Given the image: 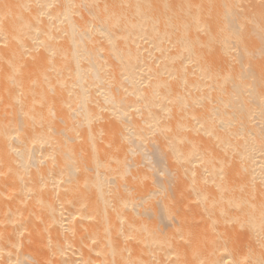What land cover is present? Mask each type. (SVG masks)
<instances>
[{"label": "bare ground", "instance_id": "bare-ground-1", "mask_svg": "<svg viewBox=\"0 0 264 264\" xmlns=\"http://www.w3.org/2000/svg\"><path fill=\"white\" fill-rule=\"evenodd\" d=\"M0 264H264V0H0Z\"/></svg>", "mask_w": 264, "mask_h": 264}]
</instances>
